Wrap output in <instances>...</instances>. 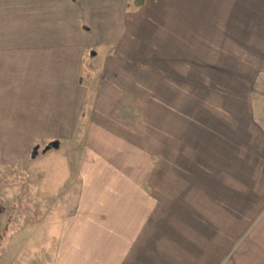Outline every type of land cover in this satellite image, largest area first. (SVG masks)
<instances>
[{
	"label": "crops",
	"instance_id": "1",
	"mask_svg": "<svg viewBox=\"0 0 264 264\" xmlns=\"http://www.w3.org/2000/svg\"><path fill=\"white\" fill-rule=\"evenodd\" d=\"M131 6L0 0V171L79 143L46 264H264V0ZM162 87L179 94L171 167L134 154L133 110Z\"/></svg>",
	"mask_w": 264,
	"mask_h": 264
},
{
	"label": "rangeland",
	"instance_id": "2",
	"mask_svg": "<svg viewBox=\"0 0 264 264\" xmlns=\"http://www.w3.org/2000/svg\"><path fill=\"white\" fill-rule=\"evenodd\" d=\"M244 63L240 62L241 66ZM230 68H233L231 64ZM163 89L161 94H141L145 99L148 98L143 105L148 104L149 107L133 110L134 148L148 152V155L133 151L135 160L141 161V158L149 156L150 164L161 160L163 165L171 167L176 134H179V128L177 130L174 124L173 108L180 103L173 102L179 94L163 93ZM138 97V94H134L135 105H140ZM71 143L69 149H64L67 158L60 155L54 158L47 156L58 149V144L54 143L35 148L26 165L0 171V264H46L51 259L53 241L58 239L57 234L62 230L63 222L48 220L49 212L46 210L57 195L78 196L80 190L74 185L83 180L79 176L81 168L74 167L79 143ZM150 169L161 177V168ZM127 170L128 182L132 177L134 184L145 186L144 174L147 168H133L131 173L130 168ZM87 178L92 179L88 172L84 179ZM110 178V174L103 168L96 174L99 183L108 182ZM147 178H150V173ZM31 182L33 185H30ZM64 182H69L71 187L67 185L65 189H59ZM157 186L154 189L151 185L150 189H146L147 193L154 196L159 191L161 196V186ZM99 191L100 195H104V190Z\"/></svg>",
	"mask_w": 264,
	"mask_h": 264
},
{
	"label": "trees",
	"instance_id": "3",
	"mask_svg": "<svg viewBox=\"0 0 264 264\" xmlns=\"http://www.w3.org/2000/svg\"><path fill=\"white\" fill-rule=\"evenodd\" d=\"M144 3V0H131V4H132V8L136 9L139 8L140 6H142Z\"/></svg>",
	"mask_w": 264,
	"mask_h": 264
}]
</instances>
